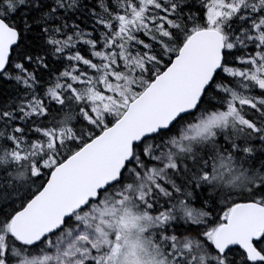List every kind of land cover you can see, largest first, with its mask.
<instances>
[{"label": "snow or ice", "instance_id": "snow-or-ice-1", "mask_svg": "<svg viewBox=\"0 0 264 264\" xmlns=\"http://www.w3.org/2000/svg\"><path fill=\"white\" fill-rule=\"evenodd\" d=\"M0 264H264V0H0Z\"/></svg>", "mask_w": 264, "mask_h": 264}]
</instances>
